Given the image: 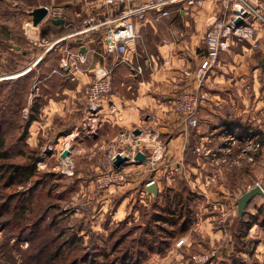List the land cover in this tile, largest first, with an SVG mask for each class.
Wrapping results in <instances>:
<instances>
[{"label":"rangeland","instance_id":"rangeland-1","mask_svg":"<svg viewBox=\"0 0 264 264\" xmlns=\"http://www.w3.org/2000/svg\"><path fill=\"white\" fill-rule=\"evenodd\" d=\"M100 1L102 7L109 12V19L116 16V11H110L104 1ZM168 1L167 9L171 0ZM237 1L221 0L217 18L212 21L203 36L205 59L197 67L183 72H189L190 76L187 77L192 76L193 79V75L200 67L203 66L205 70L201 83L198 84L193 79L197 87L187 90L203 96L197 110V119L199 108L206 101L214 100V90L231 88L233 84L232 88L235 89L233 92L238 96L240 105L243 104L246 109L253 105L251 110L255 117L254 127L262 131L264 128V94L262 93L264 91L256 92L254 95L247 94L245 93L247 79L241 80L242 86H239V83L231 79L230 69L227 67L220 69L222 64L220 60L224 58V53L230 49L234 41L251 39L259 28L264 29V10L253 0H245L257 12H246L240 18L241 23L235 24L239 35L225 32L227 24L234 16L233 9ZM41 3H47L52 8L46 7L48 9L46 17L41 23L35 25L29 12ZM54 4L55 0H0V264H122L123 262V264H196L192 256L207 253L213 254L205 263L210 264V262H216L217 253L225 249L226 245H233L235 250L238 248L246 251L243 254H232L231 258L239 261L246 260V263L251 262L254 257L248 254L247 250H251L256 244L264 245V223H261V216L251 218L254 224L247 230L243 242L235 240L239 226L235 220L232 221L230 239L224 230H221L222 235L217 236L216 239L213 235L220 231L219 224L223 226V229L229 230L232 222L228 227L222 224H226L227 219L230 221L237 214L236 200L243 191L256 184L264 190V140L262 144L258 142L261 136L244 135L242 141L222 138L224 147L217 149L215 148L220 144L218 140L209 139L210 137L195 139L193 142L196 147V154H193L195 158L188 155V161L192 160L194 164H200V161H203L202 157H207L205 168L199 166L191 173L183 174L181 171L180 174L173 176L174 181L172 180L171 184H176L177 189H174V192L165 190L159 206L162 205L165 208L168 205L167 202L175 204L178 195L185 196V192L189 190L186 186L182 189V185L190 182V184H197L190 187L189 193L192 210L195 211V215L197 213V216L195 218L192 216L188 230L184 233H177L178 230L175 227L176 234H173L169 240L167 232L169 233L174 226L163 222L158 223V226L150 221V226L147 227L149 234L145 235L146 231H144V235L148 241L151 239L156 246H160L159 251L153 248L149 250L148 244L145 243L141 247L143 254L136 252H139L136 238H139L141 228L143 229L150 216L154 214L151 202L144 199L139 203L136 195L129 201L132 208L128 219L113 223L109 229H91L90 204L93 202L95 205L98 198L101 201L109 186L124 185L106 186L97 182V179L107 171L106 162L110 155L101 150L90 153L88 156L82 155L83 153L71 156V149L77 141H70L64 137L59 141L57 137L48 136H40L32 140L29 134L30 125H27L30 111L27 107L28 103L35 104L36 95L41 93L39 89L37 90L41 85L36 82L37 75L44 74V70L52 68L58 58L55 55L46 65L38 63L35 67L37 70L33 68L34 72L30 75L24 73L25 68L34 63L40 53L59 52L60 43L53 42L58 33L54 31L53 26L58 24H55L53 19L61 18V14L55 13V11L58 12L57 10L53 11ZM150 10L155 11L159 14L158 16L162 15V12L156 9H148L138 22L144 20ZM90 18L92 22L107 19L95 13L90 14ZM82 25L85 28V24ZM44 26L51 28L45 35L42 34ZM40 31L41 34H39ZM94 32L96 31H90V34ZM97 32H101L105 39L107 52H114L112 45L108 50L111 42L106 37L105 26L100 27ZM246 32L247 35H244ZM211 35L217 37L219 44L213 59L209 56L210 49L207 44ZM135 37L137 32L133 39ZM132 40L124 41L128 43ZM223 67H225L224 64ZM106 70L110 69L106 68ZM182 90L176 89L174 92L173 112L175 114L177 93ZM212 104L211 109H213ZM204 129L207 130V126H204ZM141 133L140 129L139 134ZM93 147L90 143V148ZM65 150L68 154L63 157L62 153ZM128 151L132 149L129 148ZM118 152L123 151L116 153ZM214 159L217 161L215 162ZM138 163L134 160L133 164L126 165L125 171L129 175L125 184L129 183L134 175H138L134 167ZM149 169L146 170L149 171ZM197 178H199L198 181ZM147 180L148 178H145L142 181ZM204 180L208 182L205 186L200 184ZM150 181L152 180L147 181L145 185L147 186ZM115 198L117 199V195ZM116 199L112 200L114 207L118 203ZM261 206V212L264 213V195H256L245 208L247 215L243 216L244 221L250 220L249 214H256ZM220 212L224 215V218L222 217L224 220L221 219ZM159 213L162 214V210ZM188 235L191 238L189 246L181 243V237ZM160 238L167 240L168 243L160 244ZM209 238L213 240V244L208 242ZM184 246L191 251L186 252ZM256 260L264 264V253Z\"/></svg>","mask_w":264,"mask_h":264},{"label":"crops","instance_id":"crops-1","mask_svg":"<svg viewBox=\"0 0 264 264\" xmlns=\"http://www.w3.org/2000/svg\"><path fill=\"white\" fill-rule=\"evenodd\" d=\"M253 1L264 10V0ZM220 2L221 0H171L167 15L158 16L155 11H148L144 20L136 23L137 37L127 43L129 52L119 61L113 51L111 53L105 49V39L101 32L96 30L92 34L86 33L82 25L92 13L109 19L110 14L102 7L100 0H55L53 11L57 10L55 13H60L64 20L63 24L53 26L54 31L58 32L53 42L60 43L59 52L40 53L24 72L30 75L38 63L46 65L55 55L58 57L52 68L37 75L36 82L41 83L37 90L41 93L36 95L35 106L38 111L36 119L29 126L30 139L48 136L57 137L59 141L63 137L75 140L77 142L71 149V156L80 153L88 156L101 150L111 155L117 151L127 152L131 148L141 150L148 158L134 165L138 175H134L129 183L109 186L101 201L98 198L95 205L93 202L90 204L91 229H109L113 223L128 219L132 208L129 201L134 195L139 203L144 199L149 200L153 213L159 214L163 209L162 205L159 206L162 194L165 190L174 192L177 189L176 184H171L172 177L181 171L183 174L191 173L199 166L205 168L207 157H202L200 164H194L187 158L188 155L195 158L193 154H196V147L193 142L196 138L210 137L209 139L218 140L220 144L215 149L222 148V138L242 140L245 135L241 132L243 126L255 125L251 110L253 105L247 109L243 104L240 105L238 96L233 92V84L231 88L214 90V100L206 101L199 108L198 124L195 127L188 126L173 112L176 89L192 90L197 87L192 77L184 76L183 71L197 67L205 59L203 36L217 18ZM39 6L52 8L47 3L36 7ZM46 28L44 26L42 30L43 35L51 29ZM223 56L224 58L220 57V69H230L231 79L239 83V86H242L241 80L247 79L245 93L254 95L264 91L263 28H259L251 39L234 41ZM106 68L110 69L111 91L104 98L101 109L89 117L86 112L85 88L95 75ZM33 103L29 102L27 107L30 108ZM211 104L213 109L210 108ZM228 125L231 126L230 129ZM204 126H207V130ZM135 128L141 129L142 133L133 135ZM260 132L264 140V128ZM90 143L93 148H90ZM145 178L156 183L155 198L146 191L147 181H142ZM141 182L143 184H138ZM200 184L205 186L208 182L204 180ZM195 185L197 184L187 182L182 185V189L186 186L190 191V187ZM113 199L118 200L116 207L112 204ZM160 207L162 208L159 209ZM193 216H197L195 211ZM220 216L224 220L221 212ZM238 219L237 213L232 220L227 219V223L222 225L228 227L230 222ZM218 228L220 231L213 235L214 239L222 235L221 230L228 233V239L231 238L233 222L229 230L223 229L220 224ZM209 239L208 242L213 244V240ZM181 240L187 246L191 243L189 235L181 237ZM187 246H184L186 252L191 251ZM263 249L264 245L256 244L247 251L254 257L247 263L260 264V260L256 259L264 253ZM243 252L246 251H236L233 245H226L225 249L217 253L216 262L210 264L232 263V254Z\"/></svg>","mask_w":264,"mask_h":264},{"label":"built area","instance_id":"built-area-1","mask_svg":"<svg viewBox=\"0 0 264 264\" xmlns=\"http://www.w3.org/2000/svg\"><path fill=\"white\" fill-rule=\"evenodd\" d=\"M104 4L110 11H116L117 14L112 19L102 20L98 22H92V18L88 16L83 22L85 24L84 31H96L100 27L105 26L107 29L106 37L110 40L108 50L111 48L114 50V53L119 61L123 60L129 52L126 39L132 40L135 36V26L136 23L144 17V13L148 9H156L162 12V15H167L169 10L167 5L168 0H103ZM234 16L231 21L226 26V33H233L239 35L238 27L235 25V20L242 18L246 12L256 13L257 11L251 7L245 0H238L237 5H235ZM250 31L249 29H247ZM247 35V32L244 33ZM249 35V34H248ZM58 44V41L56 42ZM55 44V45H56ZM209 46V56L213 59L218 50V40L214 35L209 36L207 40ZM67 63L65 62L64 66ZM184 76H190V73L185 71L183 72ZM205 74V70L202 67L198 69L193 79L196 83L200 84L202 77ZM110 70H104L101 73L97 74L94 80L90 82L84 91L86 100H87V109L86 112L88 116H92L94 113L98 112L102 107V102L104 98L111 91L110 84ZM192 77V76H191ZM177 96V105L175 106L176 115L179 116L184 123L188 126L195 127L198 124V119L196 118L197 110L202 99V95L195 92H189L185 89L179 91ZM119 153V152H118ZM116 154V153H115ZM108 156L107 160V171L101 177L97 179L98 184L109 185V184H125L128 179V172L125 171L129 164L134 162V150L127 152H120L122 156L128 157V162L124 166L115 167L113 164L114 155ZM63 163V162H62ZM66 165V164H65ZM152 182V181H150ZM149 182V183H150ZM213 254H203L198 256H192V260L196 264H205L206 261L211 258Z\"/></svg>","mask_w":264,"mask_h":264},{"label":"trees","instance_id":"trees-1","mask_svg":"<svg viewBox=\"0 0 264 264\" xmlns=\"http://www.w3.org/2000/svg\"><path fill=\"white\" fill-rule=\"evenodd\" d=\"M35 104H32V106L30 107V113H29V116L27 117V125L28 126L30 125L31 121L36 119V117H37V111L38 110L36 109L37 107L35 106ZM227 127L229 129L231 128L230 125H228ZM241 132L242 133L244 132L243 134H245V136L246 135L260 136V134H261L260 130H258L257 128H255L254 126H251L249 124H246L245 126H243V130ZM239 141H242V140H239ZM258 142L260 144H262L263 139L260 137L258 139ZM188 191L189 190H187L185 192V196H184V194H182V196L178 195V198H177L178 200L176 201L175 204L168 202L167 207L162 209V214L165 213L164 215L159 213V214H152L150 216V219L147 221V223H145L146 225H144L145 228L144 227H143V229L141 228L139 238L138 239L136 238V240H137L136 242L138 245L137 249H139V252L136 251L137 254L138 253L143 254L144 251H143V248H141V247L145 243L148 244L147 247L150 248L149 250H151L152 248L156 249V251L160 250V246H156V243L153 242V240L150 239L148 241L145 238V235L149 234L147 227H148L150 221H152L155 225H158V223L163 222V223H168L171 226H174L173 229H171V231H169V233L166 231L168 240L173 234H176L175 227L178 230L177 233H180V234L184 233L185 231L188 230V227H189L188 225L192 221V216H193V210H192V206H191L192 200H191V195L189 194L190 191L189 192ZM261 210H262V206L257 209L256 214H254V215L249 214L250 220L248 219V220L244 221L243 216H245V214H246L245 211H244L242 216H239V219L237 221L239 224V226L237 225L238 226V229H237L238 234H237V236L235 235L236 242H237V240H240L241 242L244 241L243 239L245 238L247 230L251 227L252 224H254L252 222L251 218H256L259 215V216H261V223H264V213H262ZM144 231H146L145 235H144ZM159 242H161L160 244L168 243L167 240H162V238H160ZM236 251H239V249L236 248ZM247 251H250V250H247ZM227 264H248V263H246V261H243V260H241V261L233 260L232 263H227Z\"/></svg>","mask_w":264,"mask_h":264},{"label":"water","instance_id":"water-1","mask_svg":"<svg viewBox=\"0 0 264 264\" xmlns=\"http://www.w3.org/2000/svg\"><path fill=\"white\" fill-rule=\"evenodd\" d=\"M48 13V9L44 6H39L36 8H33L29 14L31 15L32 18V22L33 24H37L39 22H41L47 15ZM53 22L55 24H63L64 20L59 18V19H53ZM241 23L240 18L235 20V24L238 25ZM133 135H138L140 133V129L136 128L133 130ZM47 151H49V149H47ZM68 154V151L65 150L62 153V156H66ZM134 160H136L137 162H142L145 161L147 159L146 155L140 151L137 150L134 153L133 156ZM128 162V157L127 156H122L120 153H116L114 155L113 158V164L115 167H120V166H124L126 165ZM146 191L151 193L153 195V197L155 198L157 195V187H156V183L154 181L150 182L147 184L146 186ZM256 195H264V190L263 188L256 184L254 186H252L250 189L243 191L240 195V197L236 200V207H237V213L239 216H242L245 208L247 206V204L250 202V200H252V198H254Z\"/></svg>","mask_w":264,"mask_h":264}]
</instances>
